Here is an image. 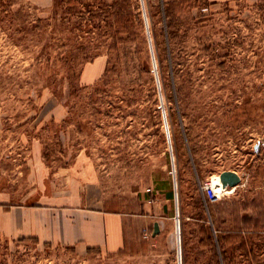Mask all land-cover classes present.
<instances>
[{"label": "rangeland", "instance_id": "obj_1", "mask_svg": "<svg viewBox=\"0 0 264 264\" xmlns=\"http://www.w3.org/2000/svg\"><path fill=\"white\" fill-rule=\"evenodd\" d=\"M174 1L120 24L115 0H0V207L67 192L135 220L127 252L0 238V264H264V0Z\"/></svg>", "mask_w": 264, "mask_h": 264}, {"label": "crops", "instance_id": "obj_2", "mask_svg": "<svg viewBox=\"0 0 264 264\" xmlns=\"http://www.w3.org/2000/svg\"><path fill=\"white\" fill-rule=\"evenodd\" d=\"M236 1L254 0H217ZM67 181V180H66ZM69 181V180H68ZM59 191V189H55ZM51 202L44 204L46 197L39 198V206L0 207V238L7 240L36 237L67 246H75L78 252L85 253L89 248L98 247L108 253L127 252L133 245L131 231L135 220L122 211L108 209L107 199L97 202V208L83 206L79 198H70L65 192L63 198L56 199L53 191ZM89 200L88 197L85 198ZM41 203V204H39ZM149 210L140 214L142 230H150L154 236V225L160 226V235L166 223L162 218L163 209L157 205L147 206ZM165 208V206H164ZM128 217V218H127ZM133 222V223H132ZM139 223V222H138Z\"/></svg>", "mask_w": 264, "mask_h": 264}, {"label": "trees", "instance_id": "obj_3", "mask_svg": "<svg viewBox=\"0 0 264 264\" xmlns=\"http://www.w3.org/2000/svg\"><path fill=\"white\" fill-rule=\"evenodd\" d=\"M171 4H173L175 6L179 5V3H176V0L174 2H172ZM128 5H129V0H115V2L113 3V6L119 10V14L117 15V17L118 16H120V17H118V18L116 17V19H117V22L120 24H129L132 21L131 14L130 13H129L130 15L126 14ZM165 15H166V18H168V19L170 18V20L172 21V19H174L175 15H176L174 7L167 9ZM117 33L119 35H123V34L127 35L128 36L127 40L130 39L133 35L132 32H130L128 30H123V29L119 30ZM108 72H110V68L107 69V73ZM169 197H172V195ZM208 241L213 242L212 236L210 234L208 235Z\"/></svg>", "mask_w": 264, "mask_h": 264}, {"label": "built area", "instance_id": "obj_4", "mask_svg": "<svg viewBox=\"0 0 264 264\" xmlns=\"http://www.w3.org/2000/svg\"><path fill=\"white\" fill-rule=\"evenodd\" d=\"M203 188L206 191V198L208 199V201L212 203L219 201L224 195L225 191H227V189L218 191L215 185L211 182L205 183ZM179 216H180L179 212H177L178 225L180 224ZM144 233H145V238H149L148 230H145Z\"/></svg>", "mask_w": 264, "mask_h": 264}, {"label": "water", "instance_id": "obj_5", "mask_svg": "<svg viewBox=\"0 0 264 264\" xmlns=\"http://www.w3.org/2000/svg\"><path fill=\"white\" fill-rule=\"evenodd\" d=\"M238 177L235 173L224 172L220 175V181L223 183L225 187H235L237 185ZM160 233L159 223L156 222L154 225V236Z\"/></svg>", "mask_w": 264, "mask_h": 264}, {"label": "bare ground", "instance_id": "obj_6", "mask_svg": "<svg viewBox=\"0 0 264 264\" xmlns=\"http://www.w3.org/2000/svg\"><path fill=\"white\" fill-rule=\"evenodd\" d=\"M214 182H215L214 185H215V187L217 188L218 191H220V190H225V189L227 188V190H229L230 192H232V191H234V189H235L234 187H232V188H230V189H229V187H225V186L223 185V183L220 181V179H219V180H218V179H215ZM149 237H150V236H149ZM179 241H180V239H179ZM180 242H181V241H180ZM180 246H181V243H180ZM180 246H179V247H180ZM181 254H182V251L180 250V256H179V257H180V262L182 261V255H181Z\"/></svg>", "mask_w": 264, "mask_h": 264}]
</instances>
